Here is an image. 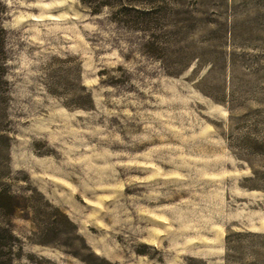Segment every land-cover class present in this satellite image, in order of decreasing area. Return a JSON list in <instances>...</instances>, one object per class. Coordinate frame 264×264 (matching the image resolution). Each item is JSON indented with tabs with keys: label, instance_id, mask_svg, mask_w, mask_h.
I'll return each mask as SVG.
<instances>
[{
	"label": "rangeland",
	"instance_id": "obj_1",
	"mask_svg": "<svg viewBox=\"0 0 264 264\" xmlns=\"http://www.w3.org/2000/svg\"><path fill=\"white\" fill-rule=\"evenodd\" d=\"M0 264H264V0H0Z\"/></svg>",
	"mask_w": 264,
	"mask_h": 264
},
{
	"label": "trees",
	"instance_id": "obj_2",
	"mask_svg": "<svg viewBox=\"0 0 264 264\" xmlns=\"http://www.w3.org/2000/svg\"><path fill=\"white\" fill-rule=\"evenodd\" d=\"M0 196H1V193H0Z\"/></svg>",
	"mask_w": 264,
	"mask_h": 264
}]
</instances>
